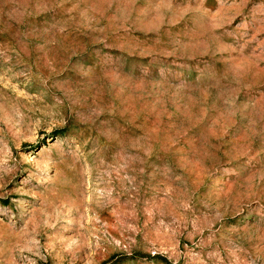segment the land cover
I'll list each match as a JSON object with an SVG mask.
<instances>
[{
	"label": "rangeland",
	"instance_id": "374dc122",
	"mask_svg": "<svg viewBox=\"0 0 264 264\" xmlns=\"http://www.w3.org/2000/svg\"><path fill=\"white\" fill-rule=\"evenodd\" d=\"M0 264H264V0H0Z\"/></svg>",
	"mask_w": 264,
	"mask_h": 264
}]
</instances>
